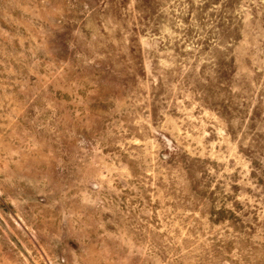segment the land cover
Here are the masks:
<instances>
[{
    "label": "rangeland",
    "instance_id": "374dc122",
    "mask_svg": "<svg viewBox=\"0 0 264 264\" xmlns=\"http://www.w3.org/2000/svg\"><path fill=\"white\" fill-rule=\"evenodd\" d=\"M0 264H264V0H0Z\"/></svg>",
    "mask_w": 264,
    "mask_h": 264
}]
</instances>
